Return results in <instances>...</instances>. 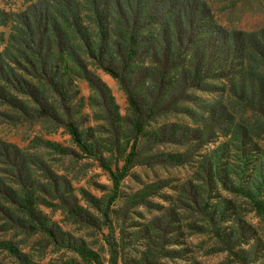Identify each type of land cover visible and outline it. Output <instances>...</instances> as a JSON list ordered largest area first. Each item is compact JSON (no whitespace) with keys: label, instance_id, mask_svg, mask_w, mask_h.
I'll use <instances>...</instances> for the list:
<instances>
[{"label":"rangeland","instance_id":"374dc122","mask_svg":"<svg viewBox=\"0 0 264 264\" xmlns=\"http://www.w3.org/2000/svg\"><path fill=\"white\" fill-rule=\"evenodd\" d=\"M91 1L0 0V264H264V74L236 84L234 59L223 76L193 17L190 61L162 14L125 25L138 0H106L121 9L102 36ZM182 4L264 31V0ZM132 151L112 201L103 166Z\"/></svg>","mask_w":264,"mask_h":264},{"label":"trees","instance_id":"16d2710c","mask_svg":"<svg viewBox=\"0 0 264 264\" xmlns=\"http://www.w3.org/2000/svg\"><path fill=\"white\" fill-rule=\"evenodd\" d=\"M106 0H93V3H97L99 6H92L90 8L91 13H92V18L91 20L95 24V27H97L102 36H104L105 32L110 33L108 30H111V24L110 21H112V24L114 23V18H113V11L117 10L119 11L121 9V6L118 5H112L111 3L107 4L108 6H105L102 11L99 10V7H103L104 3ZM119 3V0H116ZM189 1H195V0H174L173 2H178L177 5L171 4L170 6L166 4L165 2H171L170 0H154L151 2V0H138V6L133 7L135 4L130 3L132 6H128V4H124V7L126 9H129V11H132L130 13H127L125 11H122V14L124 15V20L126 21L125 25L128 24L130 20L133 18L131 16L135 17H141V15H146L145 17L153 23L154 20V15L156 16L157 14H162L164 17L162 19V29L164 31L167 30V33H169V28L173 31L172 35L177 36V38L181 42H186L187 43V48H185L184 53H186V60L190 61L192 58V53L196 47L199 48V41H194L189 40V36L187 38V41L185 39V34L182 29V24H186L188 26V29H190L193 32H197L201 28L203 30H200L203 35H206L208 39H215V42L217 43L215 47L213 48L211 45L209 46V49L213 55L209 56V59H217L215 62L221 60V74L225 76V66L229 62L233 63L234 59L240 60L242 64H237L238 68L241 70L239 74L236 76H233L231 80L235 82L236 84H241L242 82V76L247 75L248 69L245 70V72L242 71V68H245V65L247 68H251L250 65L251 63H255V69L251 68L252 70L249 69L250 74H253L252 71H254L257 75L262 76L264 74V54H261V58L259 55V52L264 53V31L263 32H256V33H243V32H238V33H227L226 30H223L222 28H219L216 24L212 22V17L210 16L209 12L207 9L201 10L198 7H191L188 5H183V2H189ZM158 6H155V5ZM159 6L162 8V11L159 12L157 8L159 9ZM204 7V6H203ZM117 12L115 11V14ZM198 13H200L201 19L198 21L199 16ZM83 14V13H82ZM106 16V22L101 20V17L103 19V15ZM195 15V16H194ZM194 18L195 23H199L200 29L195 30L194 28L192 29L193 24L191 23L192 19ZM159 18V17H158ZM167 20V22H166ZM90 21V20H89ZM138 19L134 18V22L137 23ZM85 20L83 19V24ZM203 22L204 25H201ZM91 25L92 22L90 21ZM86 24V22H85ZM116 24V23H115ZM156 25H159L158 23ZM131 32V31H130ZM169 35V34H168ZM167 37V35H164ZM196 40V36H193ZM98 39L101 40V35L98 34ZM128 43L130 45H134L135 43V38L133 36H129L126 38ZM210 40V41H211ZM136 44V43H135ZM256 53L259 55V57L256 55ZM260 59V60H259ZM190 63V62H188ZM236 66V65H235ZM105 71L110 74L111 76H115L114 72L110 68H104ZM248 76V75H247ZM228 78L229 75H226ZM229 80V79H228ZM248 81L250 82V86L252 88L253 81H251L248 78ZM228 85V90L231 91L233 90L234 92L236 89L234 88V83H227ZM5 99V98H4ZM129 102L131 104V107L134 109L135 113L138 114V105L136 104L135 100L132 98L129 99ZM138 127V126H137ZM68 130L70 135L72 136L73 140L75 143L83 150H87L85 144L82 142V139L80 137V134L78 133V130L73 126L69 125ZM135 152L132 151L125 159L124 164L121 168L117 169H112L108 165H104V169L109 173L113 187H114V199H116V196L118 194L119 187L121 185V182L127 177L128 173L130 170L133 168L134 163H135ZM257 212L264 218V207H259ZM111 264H118V257L116 254L115 250H111Z\"/></svg>","mask_w":264,"mask_h":264}]
</instances>
